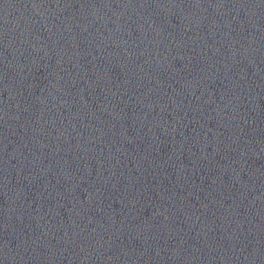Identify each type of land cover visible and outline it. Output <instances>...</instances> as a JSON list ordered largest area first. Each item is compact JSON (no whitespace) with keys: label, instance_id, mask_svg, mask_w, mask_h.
<instances>
[{"label":"water","instance_id":"1","mask_svg":"<svg viewBox=\"0 0 264 264\" xmlns=\"http://www.w3.org/2000/svg\"><path fill=\"white\" fill-rule=\"evenodd\" d=\"M0 264H264V0H0Z\"/></svg>","mask_w":264,"mask_h":264}]
</instances>
